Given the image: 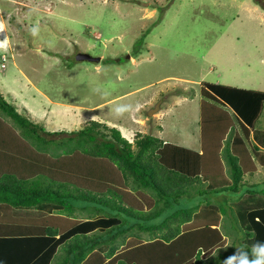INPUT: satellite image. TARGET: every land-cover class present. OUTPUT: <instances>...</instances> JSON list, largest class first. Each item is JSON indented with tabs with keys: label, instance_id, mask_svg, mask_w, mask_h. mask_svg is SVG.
<instances>
[{
	"label": "trees",
	"instance_id": "trees-1",
	"mask_svg": "<svg viewBox=\"0 0 264 264\" xmlns=\"http://www.w3.org/2000/svg\"><path fill=\"white\" fill-rule=\"evenodd\" d=\"M256 2L264 9L262 0ZM201 92L200 150L140 132L130 142L119 128L98 120L76 131L50 132L0 93V110L31 139L0 124V264H50L56 258L57 264H93L91 256H102L104 245L112 258L118 238L132 228L148 233L166 252H179L175 264H223L221 214L236 224L243 221L249 230L245 246L264 242V203L260 206L255 197L264 196V189L250 180L257 166L248 146L249 126L257 123L264 91L206 83ZM261 136L264 145V131ZM51 144L65 146V154L40 150ZM130 186L139 195L152 194V204L142 195L143 205ZM234 198L240 199L238 209L230 203ZM49 206L61 210L15 214ZM76 209L100 216L75 219L69 214ZM124 222H130L125 229ZM215 250L218 254L211 257Z\"/></svg>",
	"mask_w": 264,
	"mask_h": 264
},
{
	"label": "rangeland",
	"instance_id": "rangeland-1",
	"mask_svg": "<svg viewBox=\"0 0 264 264\" xmlns=\"http://www.w3.org/2000/svg\"><path fill=\"white\" fill-rule=\"evenodd\" d=\"M0 23L4 24L0 40L7 37L9 42L7 50L0 51V93L20 114L50 132H72L98 120L119 128L130 142L140 132L188 146L191 141L186 139L192 138L198 146L201 91L206 83L264 91V9L256 0H0ZM36 25L39 34L33 36L31 29ZM79 52L101 61H78ZM18 69L31 82H24ZM95 88L106 94L95 93ZM46 96L52 104H47ZM63 102L71 107L70 115L57 113L63 112L57 105ZM158 103L159 108L149 115ZM121 104L133 108L116 115L114 108ZM259 104L256 127L263 130L264 100H258ZM0 124L25 138L1 110ZM64 147L51 144L40 150L63 155ZM259 165L252 180L261 181L255 187L263 184L264 189V166ZM128 185L134 184L128 180ZM135 193L130 192L143 205L142 195L152 204V194ZM260 198L259 204L264 203V197ZM239 200L230 202L235 209ZM59 210L49 206L16 214L40 216ZM89 210L76 209L69 215L81 220L100 216ZM237 221L221 214L219 227L227 243L220 249L226 257L248 243L249 230ZM124 223L121 228L130 225ZM141 235L148 237L145 232ZM57 263L56 258L52 264Z\"/></svg>",
	"mask_w": 264,
	"mask_h": 264
},
{
	"label": "crops",
	"instance_id": "crops-1",
	"mask_svg": "<svg viewBox=\"0 0 264 264\" xmlns=\"http://www.w3.org/2000/svg\"><path fill=\"white\" fill-rule=\"evenodd\" d=\"M18 72H21L22 77L25 78V79H23L24 82H31L30 78L26 75V72L24 70L18 69ZM33 90L37 91L38 88L34 87ZM46 100H47L48 105L52 104V101L48 96H46ZM48 100L51 101V103H48ZM64 104H65V102L60 103V104L57 103V105H60L59 107L63 108V112H57V113L70 115V108L71 107L69 105H64ZM47 108H49V110L52 109L51 106L47 107ZM54 113L50 114L52 116V119L55 116ZM58 114H56V115H58ZM52 122H53L52 124L54 126L55 125L54 121L52 120ZM238 124H239V127L236 130H238L239 132L242 133L243 128H241L240 123H238ZM256 126H257L256 122L253 126H249L250 133H249V139H248V146L254 154L255 163L257 166V170H256L255 174L252 177H250L251 180L255 178V175L259 170V166H260L259 164H262L264 166V146L260 144L261 143L260 140L262 138L261 135H262V132L264 131V129L262 130ZM200 127H201V125H200ZM232 131L235 134V131L234 130H232ZM250 139H253V141H254V142H252V144L249 142ZM186 141H191V146H188L184 143H182V145H185L187 147H191V148H194L197 150L201 149L200 140H199L198 146H195L193 144L192 138L186 139ZM186 141H184V142H186ZM175 143L181 145V143H179V142H175ZM255 146H256L257 150L261 153L260 156L255 154V150H254ZM251 182L261 183V181H258V180H255V181L252 180ZM255 197L259 198V200H260L261 199L260 197H264V196L255 195ZM16 215H18V214H16ZM20 216H25V215H20ZM83 220H85V219H83ZM218 227H219V225H218ZM146 234L148 235V237L143 236L140 233H136V232H130L129 231V232L124 233L117 240L118 248L114 252L115 255L113 254L114 256L112 258H109L106 255V253L109 249V245H104L100 248L103 252L101 254L102 256H97V255L91 256L92 257L91 259H93V264H113L114 262H117L121 259H124L129 264H175V263H178V262H174V261L180 256L179 252H177L175 250H167V252H166L165 248L163 249L162 247L159 246L160 245L159 242L154 243V240L149 239L150 238L149 234L148 233H146ZM224 238H227V236H224ZM226 243H227V239H226V242L224 244V247H226L225 246ZM50 264H52V262Z\"/></svg>",
	"mask_w": 264,
	"mask_h": 264
},
{
	"label": "clouds",
	"instance_id": "clouds-1",
	"mask_svg": "<svg viewBox=\"0 0 264 264\" xmlns=\"http://www.w3.org/2000/svg\"><path fill=\"white\" fill-rule=\"evenodd\" d=\"M4 31V24L0 23V33ZM31 34L37 36L39 34V26L36 25L31 29ZM8 38L0 40V51H6L8 47ZM95 93L104 95L100 88L93 89ZM142 105H136L139 109ZM133 108L131 104H121L114 108L116 115H121L126 111H130ZM95 119V117H93ZM215 256V253L212 254ZM223 264H264V242L256 241L251 247L240 246L236 247L234 252L225 258Z\"/></svg>",
	"mask_w": 264,
	"mask_h": 264
},
{
	"label": "water",
	"instance_id": "water-1",
	"mask_svg": "<svg viewBox=\"0 0 264 264\" xmlns=\"http://www.w3.org/2000/svg\"><path fill=\"white\" fill-rule=\"evenodd\" d=\"M76 59L78 61H90V62H100L101 61V57L92 56L91 54L87 52H79L76 55ZM159 105L160 104L158 103L157 106L150 111L149 115H151L155 110H157L159 108Z\"/></svg>",
	"mask_w": 264,
	"mask_h": 264
}]
</instances>
